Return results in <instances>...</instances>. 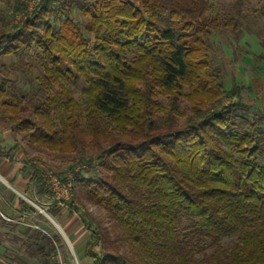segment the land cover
<instances>
[{"label":"trees","instance_id":"obj_1","mask_svg":"<svg viewBox=\"0 0 264 264\" xmlns=\"http://www.w3.org/2000/svg\"><path fill=\"white\" fill-rule=\"evenodd\" d=\"M74 8L88 17L93 43L72 19ZM209 9L207 0H71L58 9L42 0L32 19L0 36V54L39 49L48 79L61 88L31 119L6 80L0 115L32 145L82 153L71 168L75 183L128 244L123 252L74 202L58 201L89 233L84 256L91 264H264V120L246 119L240 89L228 91L215 66L210 39L235 24ZM63 11L69 17L51 26L48 19ZM69 77L86 81L83 102L69 97L62 83ZM182 99L193 112L185 125L178 121ZM86 149L96 158L87 160ZM0 157L21 163L1 136ZM22 163L29 191L52 195L36 161ZM19 207L37 213L23 199ZM41 233L28 238V252L42 255L48 246L45 256L56 253Z\"/></svg>","mask_w":264,"mask_h":264},{"label":"rangeland","instance_id":"obj_2","mask_svg":"<svg viewBox=\"0 0 264 264\" xmlns=\"http://www.w3.org/2000/svg\"><path fill=\"white\" fill-rule=\"evenodd\" d=\"M70 1L54 0V5L58 9L59 4ZM207 1L210 6V17H216L225 22L232 20L235 24V27L233 25L223 27L210 39L211 55L215 66L221 70L228 91L237 87L240 89L238 92L240 101L246 105L249 112L246 119L250 123L257 122L259 119L264 120V0H244L240 4L236 0ZM41 2L42 0H18V2L0 0V36L13 32L15 28L24 24L26 19H32L38 12ZM19 6H23L24 9H20ZM67 17H69L68 14L63 11L61 14L51 16L48 22L51 26L58 27ZM71 17L93 43L94 37L85 31L88 17L77 8H74ZM45 23L43 21L40 30H43ZM6 80L10 93L18 96L21 103L29 110V114L25 116L31 119H34L32 112L35 106L61 91L58 85L48 79L42 52L35 46L31 51H21L16 55L0 54V85ZM62 83L69 90V97L77 102H83L82 90L87 86L84 79L75 81L69 77ZM161 101L166 102L164 99ZM225 103L229 102L226 100ZM178 108V121L181 125H185L188 118L193 115L191 106L187 100L182 99ZM0 118H2L1 115ZM3 119L1 126L8 131L7 139L9 140L5 146L6 150H13L16 156H21L25 160H35L48 179L52 195L36 197L30 191L27 195L25 191L14 186L5 193L7 204L5 210L7 209V214L10 215V217L8 215L10 228H5L4 231L0 223V258L7 264H90L84 259V248L88 243L89 233L75 218L69 215L65 218L66 210L58 204L60 200L74 202L97 230L108 234L112 240L119 243L123 252L128 253V244L118 238L122 234L120 227L102 206L91 203L86 193L74 181V172L71 168L75 161L82 157V153L60 154L32 145L25 134L14 132V126L7 119ZM96 154V151L86 149L87 160L95 159ZM94 164L95 169L100 171L98 162ZM83 168L86 166H77L76 171L82 172ZM13 169L14 166L11 167L12 171ZM86 175L96 176L93 171ZM21 177L22 183L26 184L29 173L25 172L21 174ZM17 196L33 207L37 213L30 217H21L19 204L16 201ZM1 209L3 206H0ZM54 212L55 216L66 219L65 225L69 223L68 221H72L68 226L74 228L75 240L66 235L65 226L56 221L52 214ZM37 230L42 232V236L46 235L53 241L56 253L45 256L49 252L48 246L42 255L36 254L34 250H32L34 255L28 252L24 244ZM8 231L7 237L5 232ZM228 243L230 244L231 240L225 241V244Z\"/></svg>","mask_w":264,"mask_h":264},{"label":"crops","instance_id":"obj_3","mask_svg":"<svg viewBox=\"0 0 264 264\" xmlns=\"http://www.w3.org/2000/svg\"><path fill=\"white\" fill-rule=\"evenodd\" d=\"M2 117V116H1ZM4 117L0 118V136L3 138V147L5 148L6 146V143L9 141L7 138H8V131H6L5 129H2V126H1V121ZM5 119V118H4ZM3 119V120H4ZM6 149V148H5ZM16 158L21 162V163H16V164H12L10 163L8 160L4 159V158H1L0 157V206H3V209L0 210V223H2V226L4 228V231H5V228H10V226H8V224L10 223V219H8V215L7 214V209L5 210L7 204H6V199H5V193L10 191L9 189H11L12 187L11 186H14L16 188H19L20 190H23L26 192V194L28 195V191L30 190L29 189V181H30V176L28 178V181L26 182V184H23L22 183V177H21V174L23 173H20L21 169L23 168V163L22 161L25 160L24 158H22L21 156H16ZM14 166V169L13 171L11 170V167ZM38 166V165H37ZM10 168V169H9ZM39 168V166H38ZM6 169H9L7 172H4ZM20 196V195H19ZM19 196H17L16 198V201L17 203L19 204ZM35 196V195H34ZM37 197V196H36ZM25 199V198H24ZM10 207V206H9ZM20 209V207H19ZM66 210V209H65ZM20 212V216L21 217H30L29 215L27 214H23L21 211ZM3 215H6L5 217ZM66 217H71V218H75V220H78L76 216L74 215H70L68 213V211L66 210ZM69 215V216H68ZM55 216V215H54ZM10 217V215H9ZM56 218V221L62 225V226H65L64 227V230H65V233L66 235L71 238L72 240H75L74 239V234H75V231H74V228L72 229V226H68L69 224L72 223V221H68L69 223L67 225L64 224V222L66 221V219H62V217L60 216H55ZM53 219V218H52ZM54 220V219H53ZM79 221V220H78ZM67 222V221H66ZM71 222V223H70ZM64 224V225H63ZM6 226V227H5ZM8 226V227H7ZM4 233V232H3ZM5 234H7V237L9 235V231L8 232H5ZM84 259L86 260L87 263L90 262L91 264V261L86 258L84 256ZM84 260V261H85ZM0 264H7L4 260H2L0 258Z\"/></svg>","mask_w":264,"mask_h":264},{"label":"built area","instance_id":"obj_4","mask_svg":"<svg viewBox=\"0 0 264 264\" xmlns=\"http://www.w3.org/2000/svg\"><path fill=\"white\" fill-rule=\"evenodd\" d=\"M35 10H36V8L33 10V12H35ZM33 12H32V13H33ZM66 191H67V190H66Z\"/></svg>","mask_w":264,"mask_h":264}]
</instances>
